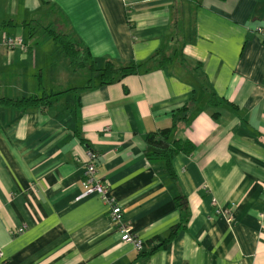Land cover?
Segmentation results:
<instances>
[{
  "label": "crops",
  "instance_id": "obj_1",
  "mask_svg": "<svg viewBox=\"0 0 264 264\" xmlns=\"http://www.w3.org/2000/svg\"><path fill=\"white\" fill-rule=\"evenodd\" d=\"M257 27L264 0H0V99L66 91L47 109L0 108V264H264ZM47 28L74 36L97 68L143 67L105 86L96 73L92 89L74 92L90 74L73 78ZM162 51L166 67L151 61ZM211 93L224 104L211 106ZM173 125L175 178L146 141ZM88 149L141 253L105 200L84 195Z\"/></svg>",
  "mask_w": 264,
  "mask_h": 264
},
{
  "label": "trees",
  "instance_id": "obj_2",
  "mask_svg": "<svg viewBox=\"0 0 264 264\" xmlns=\"http://www.w3.org/2000/svg\"><path fill=\"white\" fill-rule=\"evenodd\" d=\"M197 3V0H191ZM48 36L54 41V43L59 47L60 50L65 54L66 58L70 62V65L74 67L75 71L85 70L90 74L89 80L84 87L74 88L72 91L80 92L85 90H90L94 87L93 79H95V74H99L100 86L114 84L126 76L137 74L140 69L143 67V64H133V65H122L117 64L113 61H107L103 68H97L95 61L87 48H84L83 44L77 40L71 34H65L63 32H56L50 28L46 29ZM180 51V49H179ZM157 61V65L161 67L168 66L171 63L172 58L166 57L164 52H158L151 61ZM66 93L59 92L56 94H43L41 96L32 95L29 97H24L21 99H9L1 98L0 99V108H9L14 107L22 111H27L32 108H42L47 109L52 105V100ZM210 105L213 107H219L224 104V100L217 97L214 93L210 94ZM187 111V107L184 108V111ZM175 128L173 125L170 128L162 129L157 132L151 133L147 136L146 141L148 145L153 149L149 154L150 160H161L163 161L168 174L170 177L175 178L176 174L174 171L173 160L176 153L182 150L180 142L174 141L172 139V132ZM189 149H192V146H188ZM180 211L183 215L187 212V207L185 202L178 204ZM185 222L177 225L169 237L163 241V245L168 244L174 238L177 237L178 232L185 228Z\"/></svg>",
  "mask_w": 264,
  "mask_h": 264
},
{
  "label": "built area",
  "instance_id": "obj_3",
  "mask_svg": "<svg viewBox=\"0 0 264 264\" xmlns=\"http://www.w3.org/2000/svg\"><path fill=\"white\" fill-rule=\"evenodd\" d=\"M254 33L260 36L264 40V27H257ZM4 46L12 50L18 46L24 47L23 40L21 38H5ZM86 191L84 195L97 193L100 195L110 208V217L114 225L119 226L121 239L123 242L132 243L136 250L141 253L144 250V242L139 237L135 236L131 229L126 226L124 220L123 208L116 200L108 196L109 187L98 176V155L91 149L87 151V160L85 164V178L83 183ZM216 214L225 213L228 221L231 223L233 217L232 214L222 211L220 207L213 202ZM24 229H19L18 233H22ZM0 252V258L2 257Z\"/></svg>",
  "mask_w": 264,
  "mask_h": 264
},
{
  "label": "rangeland",
  "instance_id": "obj_4",
  "mask_svg": "<svg viewBox=\"0 0 264 264\" xmlns=\"http://www.w3.org/2000/svg\"><path fill=\"white\" fill-rule=\"evenodd\" d=\"M53 41V40H52ZM57 46V45H56ZM68 64L70 65V62L68 61ZM73 72H75L78 76H75V77H73L75 80H79V82H80V80H82V76H83V74H85V70H82V71H75V70H73ZM88 80H89V78L88 79H86L85 81H83L82 82V84H81V86L83 87V86H85L86 84H87V82H88ZM96 81V79H93V82H95Z\"/></svg>",
  "mask_w": 264,
  "mask_h": 264
}]
</instances>
